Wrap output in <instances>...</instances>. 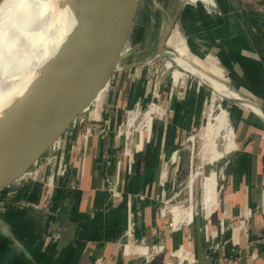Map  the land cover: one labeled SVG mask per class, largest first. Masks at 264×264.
Returning <instances> with one entry per match:
<instances>
[{
	"label": "crops",
	"instance_id": "0c3cea01",
	"mask_svg": "<svg viewBox=\"0 0 264 264\" xmlns=\"http://www.w3.org/2000/svg\"><path fill=\"white\" fill-rule=\"evenodd\" d=\"M226 2L212 24L185 34L198 57H217L220 77L241 96L226 103L235 149L217 164L223 175L213 205L175 227L160 212L180 190L177 199H192L182 186L192 168L186 137L209 123L210 84L181 66L175 76L170 57L152 65L159 72L150 80V65H137L129 49L130 67L102 120L107 133L94 136L71 161L51 197L42 191L0 207V264H100L102 259L106 264H134L129 256L142 238L165 245L162 255L142 264H179L177 257L187 264H225L229 256L236 257V264H264V10ZM155 51L144 48L149 57ZM149 103L150 127L132 133L125 153L120 133L129 108ZM111 182L118 183L115 192ZM258 238L262 240L254 242ZM119 243L123 254L116 252Z\"/></svg>",
	"mask_w": 264,
	"mask_h": 264
},
{
	"label": "water",
	"instance_id": "95a60500",
	"mask_svg": "<svg viewBox=\"0 0 264 264\" xmlns=\"http://www.w3.org/2000/svg\"><path fill=\"white\" fill-rule=\"evenodd\" d=\"M153 1L166 27L152 61L175 59L176 51L165 47L173 20ZM144 2L67 0L76 13L75 26L37 76L9 94L0 115V205L26 201L56 184L95 136L130 67L125 57Z\"/></svg>",
	"mask_w": 264,
	"mask_h": 264
},
{
	"label": "rangeland",
	"instance_id": "374dc122",
	"mask_svg": "<svg viewBox=\"0 0 264 264\" xmlns=\"http://www.w3.org/2000/svg\"><path fill=\"white\" fill-rule=\"evenodd\" d=\"M2 1L3 0H0V4L2 3ZM59 1L60 2L57 3L58 6L57 7L55 6V9L57 8L62 9L63 3L61 0ZM158 1L164 6V8L168 11V13L171 14L172 18L175 19L172 32L177 31L185 41H186L185 34L188 31H193L198 28L206 27L212 24L213 23L212 16H214L215 13L216 14H220V12L222 13L221 10L224 9L226 10V3H227L226 0H158ZM218 1L221 4L223 3L221 5L222 9L220 5H218ZM236 1L240 3L242 8L245 7L243 9L256 10V11L260 9L264 10V0H236ZM52 7L54 6L49 4L45 8V15L46 16L49 15L48 16L49 19H52V12L55 10ZM237 8H238L237 4L234 5V9L237 10ZM165 27H166V22L161 10L155 5L153 0H145L141 12L139 14L136 26L130 38L128 50L131 49L133 58H135L136 63L138 62H140L139 64L148 63V65H150V67L146 72V76L150 80L151 79L155 80L158 77L159 66H157L156 64L154 66L152 65L156 63L161 57H158L152 61L156 53H153L152 54L153 56L149 57L147 52L146 53L144 52V48L147 47L152 51L157 50L159 42L165 32ZM165 47L167 49L173 48L169 44H167ZM190 56H191L190 60L194 64L200 67V68L197 66L195 67V65L191 63V61L189 60L188 65L195 68L196 69L195 72L193 70H190L188 67L181 66L180 64H178L176 60L172 58H167L169 61V69L175 71V76L179 73V71H177L176 69L181 66L193 72L190 73L191 77L202 79L203 81L207 82L208 85L212 84V82H208L201 75H207L209 77H213L215 81L223 82L227 86V88L231 90V92L236 93V91L230 87L227 81H225L224 79H222V77H220L222 76L223 71L221 70L217 57L211 54L207 58H200L192 51H190ZM196 59H199L200 61H197ZM125 63L128 64L127 54L125 57ZM209 88L212 95V97H210L211 99H210L209 123L206 125V127L203 130L200 129L198 135H195L193 137L192 168L189 178L182 185L183 187H187V197H189V199L192 198L190 201L191 202L194 201L195 203L194 205H196L197 207H200L202 202L203 204L204 203L207 204L208 200L209 201L212 200V198L215 197V195L217 194V185L219 182V178L221 176L220 174L221 167L218 168L217 164L219 163V161L226 158V156L230 152V150L227 149L226 146L227 141L225 140V136H224L227 133L226 130H228V128L232 126L230 122V112L226 106V103L229 102L230 100H228L226 97L224 98L220 96V94L212 86L209 85ZM149 108L152 110L153 108L152 103H149L143 108L137 107V110L140 111L141 113L139 114L136 123L140 121L143 112ZM225 108L227 111V115L221 117L222 109ZM150 124H151V119H150ZM134 132H138V131H134ZM232 150L233 149H231V151ZM193 176H194V180L190 182V177ZM211 176H212V181L210 180ZM193 194H196V197H193L194 196ZM201 195H203V197H201ZM176 198L177 196L175 195L174 196L175 200L173 201V204L175 203ZM190 201L187 202L188 205L190 204ZM3 205H0V207H3Z\"/></svg>",
	"mask_w": 264,
	"mask_h": 264
},
{
	"label": "bare ground",
	"instance_id": "6f19581e",
	"mask_svg": "<svg viewBox=\"0 0 264 264\" xmlns=\"http://www.w3.org/2000/svg\"><path fill=\"white\" fill-rule=\"evenodd\" d=\"M61 1L62 9H55L59 0H3L0 4V115L6 106L5 101L9 98V94L19 88L22 90L25 84L37 76L51 61L75 26L77 22L75 11L68 5L67 0ZM49 4L55 9L52 12V19L48 18L49 15H45V8ZM167 43L177 53L174 60L195 72L196 69L188 65L191 57L190 49L181 35L177 31L172 32ZM201 76L212 82L214 86L210 85L220 96L241 98L239 94L231 92L223 82L215 81L213 77L207 75ZM245 103L261 113L253 102L245 100ZM226 115V108L222 109L221 117ZM226 131L224 135L226 146L231 151L235 149V129L231 126ZM193 180L194 176L190 177V182ZM210 180L212 181V176ZM180 193L181 190L178 191L177 196ZM186 206L185 199H177L170 208L177 220L179 217L191 215V209H199L196 205L192 208Z\"/></svg>",
	"mask_w": 264,
	"mask_h": 264
},
{
	"label": "built area",
	"instance_id": "2783aa9c",
	"mask_svg": "<svg viewBox=\"0 0 264 264\" xmlns=\"http://www.w3.org/2000/svg\"><path fill=\"white\" fill-rule=\"evenodd\" d=\"M238 94V92H236ZM211 95V93H210ZM212 97V95H211ZM130 114L128 115L126 121L124 122L122 129H121V145L124 148V152L127 153L128 150V143L130 141L131 135L134 131H138V132H143V131H147L150 127V119H151V114H152V110L149 108L146 111L143 112L141 119L138 123H136V120L138 119L139 114L141 113L140 111L137 110V106L134 105L133 108H129ZM200 129L199 128H195L193 130H191L190 132L187 133V137H186V141L187 144L186 146L188 148H192L193 146V137L195 135H198ZM107 133V127H106V123H100V125L98 126L95 136H104ZM197 133V134H196ZM231 152V151H230ZM221 176L223 175V171L221 169L220 171ZM220 176V177H221ZM111 186V190L113 192H115L117 190L118 187V183L117 182H111L110 183ZM55 188V184L50 186L49 188H47L45 190L46 194H48L50 197L52 195V191ZM178 194V193H177ZM176 194V196H177ZM218 195V185H217V194L215 195V197L212 198V200H210L207 204L203 202L201 203L200 207L198 210H192L191 209V215H188V217H179V219L177 220L174 213L171 212L170 208L175 204H173V202H171L170 199L167 200L166 204L163 205L160 209V212L163 216H170L171 217V225H173V227L177 226L180 224V221H190V217L194 214V212H202L205 211L209 206L213 205V201L214 199L217 197ZM201 197H203V195H201ZM177 200V198H176ZM176 202V201H175ZM186 207L188 208H192V205H194V201L193 204H187L186 201ZM262 239L258 238L255 239L254 242H260ZM135 251L132 255L129 256L130 261L134 262V264H142L146 261H150L152 259H155L157 257H159L160 255L163 254L164 249H165V245L164 243L161 242H154V243H148L146 238H142L141 240L135 241ZM121 243H119V247L116 249V252H120L119 254H123L124 250L122 249V251L120 250ZM212 245H216L215 243H213ZM239 248V243L236 244V246L234 247L235 250H237ZM177 261L179 264H187L185 261L186 259L184 257H177ZM100 264H106V259H102L100 261ZM225 264H236V257L235 256H229L225 258Z\"/></svg>",
	"mask_w": 264,
	"mask_h": 264
}]
</instances>
